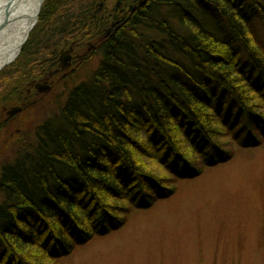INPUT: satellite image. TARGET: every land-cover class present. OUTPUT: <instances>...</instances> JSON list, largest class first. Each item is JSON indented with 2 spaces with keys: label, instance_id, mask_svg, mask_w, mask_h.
<instances>
[{
  "label": "trees",
  "instance_id": "16d2710c",
  "mask_svg": "<svg viewBox=\"0 0 264 264\" xmlns=\"http://www.w3.org/2000/svg\"><path fill=\"white\" fill-rule=\"evenodd\" d=\"M98 1L44 0L0 72L6 99L71 44L101 58L0 168V264H59L264 142V0H143L106 38Z\"/></svg>",
  "mask_w": 264,
  "mask_h": 264
},
{
  "label": "rangeland",
  "instance_id": "374dc122",
  "mask_svg": "<svg viewBox=\"0 0 264 264\" xmlns=\"http://www.w3.org/2000/svg\"><path fill=\"white\" fill-rule=\"evenodd\" d=\"M258 32L264 40V28ZM84 48L83 61L66 70L64 78L9 88L12 96H0V168L32 139L40 123L58 112L66 91L88 81L97 69L101 58L94 54L95 44ZM44 85L50 88L41 90ZM15 108L23 110L8 116ZM256 147L240 148L231 161L179 181L172 198L141 211L127 226L59 264H264V142Z\"/></svg>",
  "mask_w": 264,
  "mask_h": 264
},
{
  "label": "bare ground",
  "instance_id": "6f19581e",
  "mask_svg": "<svg viewBox=\"0 0 264 264\" xmlns=\"http://www.w3.org/2000/svg\"><path fill=\"white\" fill-rule=\"evenodd\" d=\"M42 0H0V69L10 65L36 20Z\"/></svg>",
  "mask_w": 264,
  "mask_h": 264
},
{
  "label": "flooded vegetation",
  "instance_id": "af4514ba",
  "mask_svg": "<svg viewBox=\"0 0 264 264\" xmlns=\"http://www.w3.org/2000/svg\"><path fill=\"white\" fill-rule=\"evenodd\" d=\"M142 1L143 0H116V3H112V4H109L110 1L108 0H101V2L99 1L98 4L102 5L99 12L96 13L97 8H95V10L93 11V14L91 15V18L94 24H97L98 20L101 17H109V20H110V24L107 27L101 28L102 30V33L100 34L101 38H106L111 33H113L115 31L114 29L117 26V23L121 21L122 19L124 20L129 15H131L134 12V9H136L138 4L141 3ZM98 4H96V7L98 6ZM130 10H132V12H130ZM114 17H116V19H113ZM113 23H115L114 29L112 30V32L106 34L107 30L111 28ZM86 46L89 48L91 47L93 48L94 44L92 42L89 43L88 41V42L83 43V48L85 47L84 48L85 50H86ZM81 50L83 49H80V46L75 43L71 44L67 49H62L59 52L61 53L60 54L61 56L64 55L63 53L70 51L69 54H65L67 56L70 55V58H71L70 63H68V66L65 69H61L60 67L61 63L59 61V58L61 56L59 55L56 69L53 72L48 73L41 82L49 84L50 82L49 79L51 80V78L56 75H60V77L64 78L67 75V73L65 72L66 70H69L74 65L76 66L77 63H80L83 61L84 57L86 56V52H82Z\"/></svg>",
  "mask_w": 264,
  "mask_h": 264
},
{
  "label": "water",
  "instance_id": "95a60500",
  "mask_svg": "<svg viewBox=\"0 0 264 264\" xmlns=\"http://www.w3.org/2000/svg\"><path fill=\"white\" fill-rule=\"evenodd\" d=\"M43 3H44V0H42L41 3H40V5H39V9H38V12H37V15H36V20H35L34 23L32 24L31 30H30L29 34L27 35L26 39L24 40V42H23V44H22V47H21V50H22L23 46L26 44V42L28 41L29 36H30V33L32 32V30L34 29V27L36 26V24H37V22H38L39 14H40V12H41V9H42V6H43ZM101 6H102L101 4H98V9L96 10V13L99 12ZM130 12H132V10H130ZM114 27H115V23H113L112 26H111V28H109V29L107 30L106 34L112 32V30L114 29ZM119 27H120V26H116L114 30L117 31V30L119 29ZM21 50H20L19 54L17 55V57H19V55H20V53H21ZM69 50H71V49H69ZM69 52H70V51L64 53V55L61 56V57L59 58V61H60V63H61V64H60L61 69H65V68L68 66V63H70V60H71L70 55H68V56L65 55V54H69ZM17 57H16V58H17ZM16 58H15V59H16ZM14 61H15V60H14ZM14 61L10 62L9 64H12ZM1 70H2V68L0 69V71H1ZM45 84H46V83H45ZM49 88H50L49 86L44 85V86L41 87V90L44 91V90H48ZM21 110H22V108H15V109H13L12 111L7 112V115H8V116H13V115L18 114L19 112H21Z\"/></svg>",
  "mask_w": 264,
  "mask_h": 264
}]
</instances>
